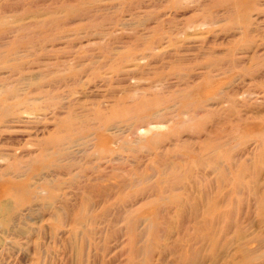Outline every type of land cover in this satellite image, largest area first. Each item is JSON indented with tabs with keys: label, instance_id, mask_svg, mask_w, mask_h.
I'll return each mask as SVG.
<instances>
[{
	"label": "rangeland",
	"instance_id": "obj_1",
	"mask_svg": "<svg viewBox=\"0 0 264 264\" xmlns=\"http://www.w3.org/2000/svg\"><path fill=\"white\" fill-rule=\"evenodd\" d=\"M0 264H264V0H0Z\"/></svg>",
	"mask_w": 264,
	"mask_h": 264
}]
</instances>
